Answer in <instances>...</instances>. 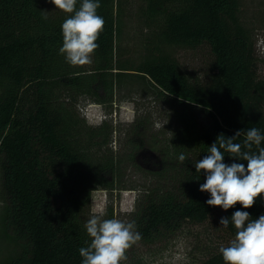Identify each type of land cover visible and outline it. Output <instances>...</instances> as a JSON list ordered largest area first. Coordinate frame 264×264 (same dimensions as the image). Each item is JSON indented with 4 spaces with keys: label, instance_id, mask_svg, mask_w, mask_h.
<instances>
[{
    "label": "trees",
    "instance_id": "trees-1",
    "mask_svg": "<svg viewBox=\"0 0 264 264\" xmlns=\"http://www.w3.org/2000/svg\"><path fill=\"white\" fill-rule=\"evenodd\" d=\"M99 2L97 14L105 27L89 69L73 67L59 54L61 25L68 14L53 13L45 0H0V156L14 222L31 245L26 257L10 264H82L79 248L86 247L90 238L79 193L94 176L82 149L90 148L94 138L86 142L81 128L75 130L74 114L64 117L55 111L49 93L60 87L71 101L82 89L97 96L98 77L114 71L115 79L144 78L169 100L184 125L179 141L195 143L194 161L176 180L179 202L152 206L143 230L146 236L171 220L201 224L215 211L229 219L237 210L249 212L253 219L264 214V197L248 209L239 203L227 211L209 206L210 193L199 190L206 177L194 165L221 133L232 137L238 130L255 127L264 134V80L257 75L253 36L240 18V0H146L139 16L149 33L143 41L145 55L138 62L119 47L125 25L123 1ZM204 43L215 56L210 81L193 83L165 50L194 49ZM195 114L207 121L202 128L194 125ZM243 139L242 134L234 142ZM252 151H257L255 146ZM224 163L247 165L228 155ZM90 196L89 192V203ZM227 228L235 235L231 223ZM201 264L225 262L217 252Z\"/></svg>",
    "mask_w": 264,
    "mask_h": 264
},
{
    "label": "rangeland",
    "instance_id": "rangeland-1",
    "mask_svg": "<svg viewBox=\"0 0 264 264\" xmlns=\"http://www.w3.org/2000/svg\"><path fill=\"white\" fill-rule=\"evenodd\" d=\"M45 1L53 13L62 11L50 0ZM122 1L125 25L120 51H126V57L138 62L145 55L143 41L149 33L139 16L146 0ZM240 4V18L253 36L257 75L264 80V0H240ZM165 51L193 83L210 81L215 56L209 44L194 49L172 47ZM91 65L85 66L90 69ZM115 72L98 77L97 96L82 89L71 101L66 90L60 87L49 93L55 111L64 117L69 112L74 114L78 124L75 130L81 128L86 142L94 138L90 148L83 146L82 149L94 176L79 193L81 215L86 222L93 214H102L104 219L135 221L142 239L126 251L127 260L121 264H201L235 237L220 225L221 211H215L201 224L171 220L160 225L152 235L146 236L143 232L152 206L162 201L179 202L176 180L194 161L195 143L179 141L184 125L169 100L158 95L144 78L115 79ZM193 118L197 128L207 122L197 114ZM104 123L108 126L98 128ZM181 153L187 157L183 164L178 160ZM3 159L0 156V264H10L26 257L31 245L13 219L14 204L7 189ZM105 187L111 191L101 189Z\"/></svg>",
    "mask_w": 264,
    "mask_h": 264
},
{
    "label": "clouds",
    "instance_id": "clouds-1",
    "mask_svg": "<svg viewBox=\"0 0 264 264\" xmlns=\"http://www.w3.org/2000/svg\"><path fill=\"white\" fill-rule=\"evenodd\" d=\"M56 9L68 14L61 25L63 44L59 54L73 66L92 64V56L99 48L97 40L104 31L105 20L97 14L99 0H50ZM47 19V16L44 17ZM243 134L242 143L234 142ZM264 134L258 128L238 130L234 136L219 134L208 147L207 155L194 163L197 173L206 179L200 184L201 192L210 193L209 206H219L227 211L239 203L244 209L251 208L258 197H264ZM253 146L257 151H252ZM225 155L243 163H224ZM178 160L183 164L187 157L181 153ZM220 225L227 228L231 223L235 237L227 246L221 245L219 253L225 264H264V214L253 219L247 211H235L231 218L221 217ZM90 243L79 248L82 264H121L127 260L126 251L142 239L135 221L125 222L118 218L104 219L93 214L84 225Z\"/></svg>",
    "mask_w": 264,
    "mask_h": 264
}]
</instances>
